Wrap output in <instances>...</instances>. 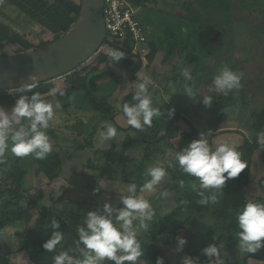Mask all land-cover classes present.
<instances>
[{
    "label": "rangeland",
    "instance_id": "374dc122",
    "mask_svg": "<svg viewBox=\"0 0 264 264\" xmlns=\"http://www.w3.org/2000/svg\"><path fill=\"white\" fill-rule=\"evenodd\" d=\"M156 2L158 1L156 0ZM177 2L179 7H181L184 3L183 10L187 9L184 10L185 13L183 16L187 19V25L191 31L190 35L186 37L185 40L182 38V41L178 44V48L174 49V52L178 56L176 57V60H180L178 63L183 62V65L179 66L178 69H184L189 73L191 77L189 84H192V76L194 72H201V69L204 67L200 81L206 79V85L211 84L213 87H215V77L219 75L220 71L224 68L240 75V86L235 89L237 94L239 93L240 95L237 97L238 101H242L243 103H241V105L234 104L233 107L234 109H237L235 110L234 115L236 118L235 121L238 122L240 127V129L237 130L238 133H235L233 141H237V143L239 141L237 145H241L246 137L251 142H258V133L264 132V14L259 15L256 20L250 18L248 21L243 20V17L246 16L243 15L242 9L236 4L234 5V17H230L222 10H219L212 0H177ZM159 4H163V0H159ZM7 9H10V6L7 5L5 0H0V20L9 25L14 32L16 31L20 34H25L33 44L38 45L42 42V39L54 38V35H50V33L48 34L47 32L44 36L39 35L42 34V28L39 27L38 24H27L25 27V25L20 22L19 17L14 16L11 18L10 14H7L6 12L8 11ZM181 24L182 23L180 22L178 23L179 32H181ZM146 27L148 32V42L145 45H147L149 53L153 37L150 35L149 26ZM33 30L36 33L33 32ZM102 49L104 48L102 47L101 50ZM20 50L21 47L14 43H9L5 48V52L7 54H16ZM161 52L166 53L164 49L161 50ZM213 52L214 54H212ZM96 57L97 55H94L91 59L75 70L80 72H83V70L86 71L95 61ZM195 57H198L199 60L197 61ZM138 58H140V56H134L133 59V62L136 65L140 63ZM147 61L148 59L142 60L141 70H143V72H139L138 76L141 78L147 75L150 77L151 83H153L157 72H154V70L152 71V68ZM72 72L75 71H71L68 74H72ZM115 73L117 74L116 76H119L120 72L117 70ZM68 74L53 79V82L57 84L58 88L62 86L63 81ZM165 80L166 79L164 78L163 81ZM111 81L112 78H109L104 82L109 83ZM113 81L115 84L114 78ZM169 81L170 88L177 90L179 86L178 84L176 85L174 79H170ZM182 81L186 84L185 78H183ZM178 82L180 83L181 80L178 79ZM95 88L101 89L100 83L95 86ZM151 88L153 89V87ZM108 90L109 89H105L108 93L112 91V89L110 91ZM119 91L120 90H117V94ZM179 91L180 89L175 91L173 94L175 96H172L171 98L172 103L176 105V107H179V105H181V107L184 106V100L180 97H176L180 96L178 95ZM229 92L231 95L235 94L234 89ZM13 93L17 95L21 92L13 91ZM159 94L153 98L155 101L154 104L155 106L157 105V107L159 106ZM218 94L220 93L212 91L209 95L215 99V96ZM119 99L115 102V104L119 103L117 105L118 107H120L122 102L118 101ZM111 100H115V97L113 96ZM51 103H53V101H51ZM165 104L167 105V102ZM55 105L56 104H54V113L56 114L55 120L54 122H50L51 127L47 129V134L52 142V149L61 152L63 155L64 165L60 176L53 182L54 189L52 190L49 200H45V196H37L39 195V192L43 190V187L44 189L46 188L45 186H41V184H44L47 179L39 176H30V180L27 181L26 176L22 178L23 189L24 187L31 188L32 197H36L37 205H34V207L37 208L38 206L41 208H51L49 211L51 213L50 217L57 218L62 223L64 222L66 224L65 229L62 223L60 225L61 228L58 229L65 237L63 246H58L54 252L46 251L41 257V264H54V256L56 254L62 250L68 249L69 247L73 248L76 245V240L79 238L78 228L84 226L83 219L87 212L91 210L102 212L103 205L105 203H111L114 207V205L120 201L122 196L128 194L127 188L130 184H132L131 179L125 175L128 171L122 173L124 174L126 180H128V183L126 182L124 184L122 178L121 180L119 179L121 177V167L118 163H116L117 159H115L116 165L114 162H111L113 159H111L110 163L107 165L105 153L108 149L105 147L106 145H104V143L99 144L100 131L105 130L108 126L115 128L116 123L127 124V118L124 115L119 114L120 112H123V110L121 108L113 110V112L116 113L114 116H117L115 119L113 116H111L112 118L103 117V120H100V122H98V120L101 115L96 113V116H98V124H96V117H89V123H84L80 119H78L79 121L74 119L73 114L80 112L76 108L68 110L61 104L60 108L57 109L55 108ZM13 106L14 105L0 108L10 110ZM160 106L162 110L164 109V111H161V117L157 118L159 123L162 121V116L166 115V106ZM187 111L191 119H193L198 126L207 127L208 122L201 115H195V112L192 109H188ZM71 112H73V114ZM68 113H70L68 122L72 124L68 123V125L64 126L62 123H66ZM193 117H195V119ZM23 122H26V120L21 121V123ZM57 124V127H62L65 130L64 134L55 135L59 137L61 148L60 145L55 142L56 138L53 136L55 134V131L53 133V127ZM74 125H76V128ZM14 127L17 128V125H14ZM79 132H82L83 134L81 135ZM92 133L94 139L90 138ZM120 138L121 135L119 134L116 140ZM222 138L225 139L226 137L222 136ZM219 140L220 138L217 137V139H213V143L217 144ZM213 143H211V147L214 148ZM11 146V140L9 139L5 154L8 157L11 156V159L9 160L11 167L0 170V194L5 189L13 187L12 180L19 176L21 168L23 170L30 168L32 162V158L28 155L24 158L20 157V165L16 164L17 162H15V158L17 159V157L11 153ZM139 147L140 148L138 149L130 150L128 157H133L136 153L139 154V156L147 154L150 157L147 165L149 168L154 167L156 164L159 165V157L154 156L156 151L154 148H147L146 144H140ZM116 153H112V155L116 156ZM5 160H7V158H4V161ZM251 164L250 168L252 166V172L249 174L250 185L242 190L245 197L249 196V198H252V195L257 192H263L262 189H260V186L263 187L261 183H264V176H262L264 175V150L262 147H258L253 153ZM110 165H112V167H110ZM149 168L142 172V176H145L148 179L151 178L147 175ZM125 169H127V166ZM106 170L109 172H106ZM135 170L136 168H132V173L134 175L137 173ZM103 176L104 178H102ZM165 179L166 177L161 181V183L157 186L156 191L153 193H157L161 190V185ZM95 189H99V191H94ZM153 193H143L138 195H143L145 199L149 200L151 207H155L153 200L148 197V195ZM236 193L234 191V194ZM176 194V196L180 195L179 189H176ZM161 198L162 197L156 198L159 207L162 204ZM47 220L49 221V219ZM156 225L157 223L155 226ZM135 226L138 227V224ZM23 228V225L15 224L12 226H6L2 229V234H0V264H32L24 252L16 251L19 249L20 240L17 232H21ZM155 230L156 228H153L151 225H149L147 229H139L138 239H140L142 244L145 245L149 242L147 234L149 232H155ZM194 235L195 232L190 227L179 233V236L186 237L187 239H190L191 236L195 239ZM169 252H171L170 249ZM260 252L264 253V248H261L256 253ZM175 254L177 255V253ZM226 254L230 264H246V261L244 260L245 258H253L252 256H249L250 254L240 250L238 243L228 248ZM246 254L247 256L244 257ZM222 259L223 260L220 264H226L223 257ZM105 264H114V262L106 261ZM178 264H182V262Z\"/></svg>",
    "mask_w": 264,
    "mask_h": 264
},
{
    "label": "trees",
    "instance_id": "16d2710c",
    "mask_svg": "<svg viewBox=\"0 0 264 264\" xmlns=\"http://www.w3.org/2000/svg\"><path fill=\"white\" fill-rule=\"evenodd\" d=\"M8 1L18 7L23 13L54 33V38H52V40L42 41L38 45V47L44 46L57 40L63 33L69 31L80 17L83 7V1L81 0ZM131 1L135 6H139L147 0ZM212 1L215 3L216 7L219 10H222L230 17H234L235 4L242 9L243 15L246 16L243 17V20L249 21L250 18L256 20L259 15L264 14V0ZM144 24L146 25V23ZM184 25L188 27L187 23H185ZM182 33L185 35L186 39V37L190 35L191 31L187 30V32H185L182 30ZM9 43H14L21 47L20 52L31 50L36 46L27 38L25 34H20L16 31L14 32V30L9 25L0 20V56L8 55L5 52V48ZM157 50L158 47L156 48L154 44H151V50L146 56L149 62L152 61L157 53ZM173 50V45H170L165 49L166 53L163 62L168 61L173 53ZM212 54H214V52ZM95 55H97L95 61L86 71L83 70V72H80L78 70H74L75 72H72V74H68L66 76L62 86H60L59 88L57 87V84L53 82V80H48L36 84V87H34L32 91L39 92L44 100L47 97H51L56 102L61 103L66 109L74 107L73 99H84L85 104L88 107L95 111H98L102 114L103 117H107L115 109V102L120 98V95H118L116 98L114 94L97 92L95 86H97L99 83L107 81L109 78H114L117 75L115 71H117L119 67H131L132 65H134L135 63L130 59H133L134 56H124L119 62H113L109 59L105 49H102ZM138 59L140 63L137 65L135 64L136 69H138V67L142 64V59ZM195 59L197 61L199 60L198 57H195ZM104 64H107V66L102 68ZM133 69L136 70L135 68ZM203 70L204 67L201 69V72H194L192 76L193 82L191 84L193 88H197L199 83L201 82L200 80ZM134 73L136 72H131L129 81H132L135 78ZM60 90H63L65 95H59ZM135 92L136 91H130L122 98V102L120 105V108L122 110L125 104L135 103V101L133 100V95L135 94ZM31 94V92L23 93V95L28 96H31ZM230 95L231 93L228 92L225 96L224 94L222 96H219L217 102L220 105H226L232 97V95ZM113 96L115 97V100L112 101L111 99L113 98ZM15 103L16 98L8 90H0V107L12 106ZM180 118L184 119L190 126V131L183 130L180 127ZM164 119L165 118L162 117V120ZM25 123H27V121L21 124ZM164 124L165 125L160 124L157 118H154L151 127H146L139 136L137 135L127 138L123 146L126 150H128L133 145L132 143H134L135 141L136 143L146 144L147 148H154L156 150L155 154L157 155V157H160L161 164H163L168 175L170 176V185L179 189L181 192V198L178 200L179 207L182 208L185 203H198L199 200L202 199V197L198 195V192L200 191L198 178L184 173L180 168L178 161L174 159L176 153L186 148L188 144H190L193 140L198 139L196 128L187 118H185L179 112H174L171 115L170 119L167 121V124ZM19 126L20 125H17V128ZM74 127L76 128V125H74ZM79 134H82V132H79ZM260 146V143L251 142L246 137L243 144L237 146V149L241 152L242 160L247 164V167L239 174L238 177L232 178L238 185H247L249 183L251 158L255 150ZM30 157L32 158L30 168L25 170L21 168L19 176L16 179L14 178L12 180L13 187L5 189L0 194V234H2V229H4L6 226H12L15 224L23 225V230H21V232H17L20 240L19 249H17L16 251L24 252L28 256L32 264H41V257L46 252L43 249V243L51 237L54 231L58 230L51 227L52 221H58L59 225H61L62 222L57 218L50 217L51 213L49 211L51 208H41L38 206L37 208L34 207V205H37L36 197H32L31 188L24 187L23 189L22 178L26 176L27 181L30 180V176H39L47 179L44 184H41V186H45L46 188L44 189L43 187V190L41 189L42 191H40L39 195L37 196H45V200L48 201L51 196L52 190L54 189L53 182L61 174L64 165V157L61 152L53 149L52 152L48 154L44 159H37L31 154ZM147 157L149 156L146 154V158ZM5 158H7V160H3L2 162H0V170H2L3 168L11 167V163L9 162L11 156L8 157L5 154ZM19 159L20 157H17V159L15 158V162H17L16 164L18 165H20L21 161ZM128 160L130 162L132 161V159ZM169 160H171V166L166 163V161ZM126 176H128L129 178L132 177L129 174H126ZM102 178H104V176ZM147 179L148 178L142 176L141 173L137 174V176L131 179L132 184L137 185L138 194L139 187ZM181 181H183V186H181ZM189 181H196L198 183V186L194 189L193 186L185 185V183ZM126 182H128V180ZM212 194H216L218 196V202L216 204H201L198 209L201 212L204 211L212 214L216 219V226L220 230L221 234L216 239H214L212 243H216L218 246L220 244H223V247L220 248L221 252L224 247H231L238 243V238L236 235L239 231L237 216L239 211L249 201L242 202L237 210L231 212L219 193H216L214 189L211 191L205 190V195L210 196ZM121 201L122 199L119 201V203L114 205V207H123ZM254 202L264 203V198L258 199ZM174 212L177 211L175 210ZM47 219H49V221ZM173 223L174 222H172L171 224L169 223L168 216L159 219L157 225L155 226V232L148 233L150 234L148 237L149 242L143 245L145 252L144 255L138 260L137 264H156V259L159 256H162L164 258V264H171V262L167 260L166 252L163 246L158 243V241H156V237L169 229ZM182 224L183 222H178V224H176V228H179L180 226H182ZM62 225L65 229L66 224L63 222ZM81 248H83L82 245H75L72 248L73 251L71 254L79 256ZM249 256L264 260V253H251ZM208 259L209 258L205 256L204 259L201 260V262L207 263ZM245 261L247 264V258H245Z\"/></svg>",
    "mask_w": 264,
    "mask_h": 264
},
{
    "label": "clouds",
    "instance_id": "9594fccd",
    "mask_svg": "<svg viewBox=\"0 0 264 264\" xmlns=\"http://www.w3.org/2000/svg\"><path fill=\"white\" fill-rule=\"evenodd\" d=\"M113 62H119L125 55L123 51L111 50L107 53ZM186 79H191L189 73L184 71ZM35 81L36 76L30 77ZM142 82L133 95L135 103L125 104L123 113L127 118V124L135 129L143 131L151 127L154 118H160L162 113L155 106L152 97L148 94V86L151 84L149 76L141 77ZM241 77L237 73L224 68L214 79V91L227 93L240 86ZM36 83H28L17 90L22 93L31 92V96L21 95L10 110L0 108V162L5 158L8 141L11 140V153L16 157L33 155L37 159H44L52 152V142L47 129L50 122H54V106L51 102L44 100L39 92H33ZM56 91V90H54ZM187 93L193 95V89L187 88ZM59 95H65L63 90ZM213 97L205 95L203 103L210 106ZM57 103L55 108H60ZM174 109L170 110V114ZM22 120L27 123L21 124ZM14 125H20L18 128ZM117 136V130L108 126L99 132L100 143L108 142ZM258 143L264 146V132L258 133ZM174 159L178 161L184 173L194 176L199 180L198 195L202 197L199 203L216 204L218 196L205 195V190H215L222 193V189L229 179L236 178L247 167L242 160L241 152L237 146L230 143H220L214 148L210 146L209 140L204 133H200L198 139L193 140L186 148L175 154ZM171 166V160L166 161ZM226 174V175H225ZM147 175L151 178L146 180L140 187L139 193H153L157 186L166 177L167 171L163 164L148 169ZM183 186V181L180 182ZM196 188V185H193ZM94 191H99L95 189ZM127 195L122 196L123 207L115 208L111 203H105L103 210L88 211L83 219V225L78 228L79 238L76 245H83L80 255L71 254L73 249L69 247L54 256V264H105L106 261L114 264H137L144 255L145 249L142 241L138 239L139 229H147L155 216L149 200L143 195H138L136 184H130ZM168 197V192L159 194ZM237 232L238 247L245 253H256L264 248V203L249 201L239 211ZM139 222L138 227L134 222ZM53 229H59V222L53 220ZM64 234L57 230L43 243V249L54 252L58 246H63ZM187 238L177 237V252L183 251ZM212 243L202 249L207 256L208 264H219L220 248ZM156 264H164L162 256L157 257ZM182 264H198V258L185 255Z\"/></svg>",
    "mask_w": 264,
    "mask_h": 264
},
{
    "label": "crops",
    "instance_id": "0c3cea01",
    "mask_svg": "<svg viewBox=\"0 0 264 264\" xmlns=\"http://www.w3.org/2000/svg\"><path fill=\"white\" fill-rule=\"evenodd\" d=\"M157 1L158 2H156V0H147L146 2H143L141 5L137 6V10H138L139 17H141V20L144 23H146V25L149 26V28H150L149 29L150 35H151V37H153L152 45L154 44L156 46V48L158 47L157 53L154 56V58L152 59V61H150V62L147 61V62L149 63L150 67L152 68V71L154 70V72H157L155 75V78H154L155 81L153 83H151V85L148 86V94L153 99L155 96H157V94L160 93L158 95V99H159V106L158 107L160 108L161 111H164V109L162 110L160 105L166 106V115L162 116L165 119L162 120V122L160 124H163V125H165L164 123L167 124V121L170 119V117L172 115V114H170V110L174 109V112H179L180 114H182L185 118H187L194 125V127L196 128L197 134H198V138L200 137V133L205 134V136L209 140L210 146H211V143H213V139H217V137L220 138V140H219V142H217V144L213 143L214 147L218 146L220 143H224V142L239 146V145H237L239 143V141H238V143H237V141H233V137H235V133H238L237 130L240 129L238 122L235 121L236 118L234 115V112L237 109L233 108L234 104L241 105V103H243L242 101H238V99H237V97L240 96L239 93L237 94V91L234 88L235 94L232 95L230 101L226 105H220L217 102L218 97L223 95V93H220L217 96H215V99L213 98L210 106H206L203 103L204 96L211 94L212 91H214L215 87H213L211 84L206 85V79H204L199 83L197 88H193L191 86V83L189 84L190 79H186L184 74H183L185 70L184 69L183 70L178 69L179 66L183 65L182 64L183 62L178 63V61H180V60H176V57H178V56L176 55L174 50H173L171 57L168 59V61L163 62L165 53L164 52L162 53L161 50H163V49L165 50L170 45H173L174 49L178 48V44H180V41H182V38H183V40H185V35L182 33V30L187 32V30H189V26L187 27L184 25L185 23H187V19H185L183 16L185 13L184 10H187V9L183 10L184 3L181 7H179L177 0H163V4H159V0H157ZM5 2L7 3V5L10 6V9H7L8 11H6V12H7V14H10L11 18H13L14 16L19 17L20 22L22 24H24L25 27L27 24L28 25H31L34 23L38 24L39 27L42 28L41 29L42 34L38 33L39 35L44 36V35H46V32L48 34L50 33V35H54V33H52L46 27L42 26L41 24H39L37 21H35L31 17H29L28 15H26L22 11L18 10L19 8L16 7L15 5H13L12 3H10L8 0L7 1L5 0ZM140 15H142V16H140ZM179 22L182 23L181 24L182 25L181 26V29H182L181 32H179V29H178V23ZM33 32H35V31L33 30ZM48 40H52V39L51 38L42 39V41H48ZM157 43H159V44H157ZM38 45H36V46L38 47ZM161 45H163V46H161ZM160 48H163V49H160ZM105 51L108 53L111 50L105 49ZM18 52H20V51H18ZM159 52H161V53H159ZM130 59L133 60L134 58L133 59L130 58ZM145 60H147V59L145 58ZM106 66H107V64H104L102 66V68H104ZM141 66H142V64L138 67V69H136L135 64L132 65L131 67H124V66L122 68L119 67V69H118V71L120 72L119 76L114 77L115 84H114V81L112 78V81L109 83H105V82L100 83L101 89L100 88L96 89V91L101 92V93H106V94H114L116 98L118 95H120V99L118 101L121 102L122 98L127 93H129L130 91H137L138 90L139 84L142 82L141 78L138 76L139 72H143V70H141ZM133 68H135L136 70H134ZM112 69H113V67H112ZM131 72H136L134 74L135 78L132 81H129L130 80L129 77H130ZM164 78L166 79L165 81H163ZM183 78H185L186 84H184V82L182 81ZM170 79H174L176 85L178 84V86H179L177 90L180 89L179 94H178L180 96H176V97H180L184 100V106H182V107H181V105H179V107H176V105H174L171 101L172 96H175L173 94L177 90H173L172 88H170V85H169ZM178 79L181 80L180 83L178 82ZM151 87H153V89ZM187 88L193 89V95L190 96L187 93V91H186ZM17 89L18 88L8 90L16 98V101L21 95H23L22 92L20 94H17V95L14 94L13 91H18ZM105 89H109L108 91H110L112 89V91L110 93H108L105 91ZM117 90H120L118 92V94H117ZM45 100L48 102L53 101V103H52L53 106H54V104L59 103V102H56L51 97H47V98H45ZM166 102H167V105L165 104ZM154 103H155V101H154ZM59 104L61 105V103H59ZM73 104H74V107L68 108V110L76 108L78 111H80V112H77V114H75V113L73 114V112H71L74 115L75 120L80 119L84 123H89L88 122L89 117H96V120H95L96 124H98V122H100V120H103L102 114L91 109L90 107H88L85 104L84 99H81V98L80 99H73ZM118 104L119 103L115 104V109L120 108L117 106ZM13 105H15V104H13ZM180 108H182V109H180ZM188 109L194 110L195 115L199 114L205 120H207V122H208L207 127L198 126V124H196L193 121V119H191L189 114L187 113ZM96 113H99L101 115V116H99L98 122H97L98 116H96ZM99 114H97V115H99ZM115 114L116 113L112 112L107 117L113 116V118L115 119L117 117V116L116 117L114 116ZM119 114L124 115L123 112H120ZM55 116H56V114H55ZM69 118H70V113H68V115L66 117V123H62V125L65 126V125H68V123L72 124V123L68 122ZM193 118L195 119V117H193ZM58 124L53 127L54 128L53 133L55 131V134L53 136L56 138L55 142L58 143L60 145V148H61V142L59 141V137H57L55 135L64 134L65 130L62 127H57ZM179 124L183 130L190 131V126L186 123V121L184 119L180 118ZM211 126H213V127H211ZM69 127H71V126H69ZM115 128L117 130V136L120 134L121 138L116 140V138H117V136H116L114 139L104 143V145H106L105 147L108 149L107 152L105 153V156L107 159V165H108V163H110L111 159H113V161L111 160V162H114V163H115V159H117L116 163H118V165H120V167H121L120 170H121V176H122L119 179L121 180V178H124L123 181L125 184L127 180L124 177V174H122V173H125V171H128L127 175L129 174L132 176L130 179H133L135 176H137V174L141 173V175H142V172L147 170V168H149L147 165L149 163L150 157L146 158V154L139 156V154H137V153L133 157H130V156L128 157L130 150L138 149V148H140L139 147L140 144L144 145V143H136L134 141V143H132L133 145L128 150H126L123 146V144L127 138H130V137H133L136 135H140L142 133L141 130L135 129L132 126H130L128 124H123V123H116ZM222 136H225L226 138L224 139V138H222ZM90 138H93V133L91 134ZM99 144H100V142H99ZM260 147H262V149L264 150V146L261 145ZM120 150H121V152H120ZM112 153L113 154L116 153V156L112 155ZM154 156L157 157V155L155 153H154ZM128 159H132V161L130 162ZM158 160H159L158 163L160 165L161 164L160 157L158 158ZM252 162H253V160H252ZM116 163H115V165H116ZM107 165H106V167H107ZM126 166H127V169H125ZM155 166H158V165L156 164ZM110 167H112V165H110ZM132 168H136V170H135V171H137L136 175H134L132 173ZM251 170H252V166L250 168V172H252ZM106 172H109V171L106 170ZM250 172H249V174H250ZM262 176H264V175H262ZM194 184L196 185V187L198 186V183L196 181H189V182L185 183V185H187V186H193ZM249 185H250V183H248L247 185H238L237 183H235V181L233 179H229L226 182V185L222 189V193H219V195L222 197V199L224 200L226 205L229 207L231 212L237 210L239 208V206L242 204V202H244V201L254 202L258 199L264 198V193H263L264 188L261 186H260V189H262L263 192L262 193L257 192V193L252 195L253 196L252 198H255V199L249 198V196L245 197L242 190L249 187ZM261 185L264 186V183ZM176 189L177 188L170 185V176L167 173L166 179L163 182V184L161 185V190L157 193H153V194L148 195V197H150L151 200H153V202L155 204V207H152V209L155 212V216H154L153 220L151 221V223L149 222V225L153 226V228H154L155 224L158 223L159 219L162 217H166V216L169 217V223L170 224L172 222H174L169 229L164 231L161 235L158 236V238H156V241H158V243L161 242L160 244L163 246V248L166 252L167 260L169 262H171V264H178V263L182 262V258L185 255L197 257L198 258V264H208V262L207 263L201 262V260H203L205 257V255L202 252V249L204 247L212 244V241L214 239H216L221 234L220 230L216 226V219L213 217L212 214L206 213L204 211H202V212L199 211L198 208L201 205L199 202L198 203H196V202L185 203L182 208L179 207L178 200L181 198V192H180L179 196H176L177 195ZM232 190H233V192H232ZM165 191L168 192V194H169L168 197L165 198V197L159 195L160 193L165 192ZM234 191H235V193L236 192L237 193L234 194ZM157 197H162L161 198L162 204L160 205V207H159L158 202L156 201ZM117 203H119V202H117ZM175 210L177 212H174ZM178 222H183V224L179 228H176V224H178ZM138 223H139L138 221L135 222L134 226L137 225ZM189 227L192 228V230L195 232V235H194L195 239H193V237L191 236L190 239H187V243L183 246V251L177 252L176 251L177 237L179 236V233H181L182 231H185ZM149 235L150 234H147V237H149ZM160 236H161L162 240H161ZM195 241H196V243H195ZM193 243H195V244H193ZM228 248H230V247H224V249L220 252L221 255H220L219 264L223 260L222 257L224 258V260H225L224 262H226V264H230L228 257H227V254H226ZM169 249L171 252H169ZM174 252L177 253V255ZM260 253H262V252H260ZM249 254H251V253H249ZM170 256L172 257V259ZM246 256H247V254L244 257H246ZM247 264H264V260L253 257V258L247 259Z\"/></svg>",
    "mask_w": 264,
    "mask_h": 264
},
{
    "label": "water",
    "instance_id": "95a60500",
    "mask_svg": "<svg viewBox=\"0 0 264 264\" xmlns=\"http://www.w3.org/2000/svg\"><path fill=\"white\" fill-rule=\"evenodd\" d=\"M103 5V0H83L80 17L57 40L28 51L0 56V90L52 80L91 59L106 41ZM32 76H36L35 81L30 79Z\"/></svg>",
    "mask_w": 264,
    "mask_h": 264
},
{
    "label": "built area",
    "instance_id": "2783aa9c",
    "mask_svg": "<svg viewBox=\"0 0 264 264\" xmlns=\"http://www.w3.org/2000/svg\"><path fill=\"white\" fill-rule=\"evenodd\" d=\"M103 15L106 26L105 49L120 50L126 56H140L144 60L148 54V32L139 17L137 6L131 0H103Z\"/></svg>",
    "mask_w": 264,
    "mask_h": 264
},
{
    "label": "bare ground",
    "instance_id": "6f19581e",
    "mask_svg": "<svg viewBox=\"0 0 264 264\" xmlns=\"http://www.w3.org/2000/svg\"><path fill=\"white\" fill-rule=\"evenodd\" d=\"M85 16H86V15H85ZM85 16H83V18H84ZM83 18H82V19H83Z\"/></svg>",
    "mask_w": 264,
    "mask_h": 264
},
{
    "label": "flooded vegetation",
    "instance_id": "af4514ba",
    "mask_svg": "<svg viewBox=\"0 0 264 264\" xmlns=\"http://www.w3.org/2000/svg\"><path fill=\"white\" fill-rule=\"evenodd\" d=\"M143 22V21H142ZM144 23V22H143Z\"/></svg>",
    "mask_w": 264,
    "mask_h": 264
}]
</instances>
